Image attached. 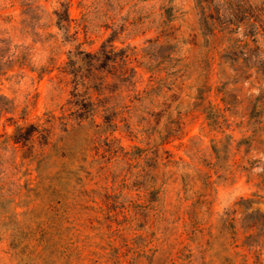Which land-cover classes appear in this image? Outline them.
I'll return each mask as SVG.
<instances>
[{"label":"rangeland","instance_id":"374dc122","mask_svg":"<svg viewBox=\"0 0 264 264\" xmlns=\"http://www.w3.org/2000/svg\"><path fill=\"white\" fill-rule=\"evenodd\" d=\"M0 61V264H264V0H0Z\"/></svg>","mask_w":264,"mask_h":264},{"label":"trees","instance_id":"16d2710c","mask_svg":"<svg viewBox=\"0 0 264 264\" xmlns=\"http://www.w3.org/2000/svg\"><path fill=\"white\" fill-rule=\"evenodd\" d=\"M11 66L12 65L8 61L5 62L0 61V70L7 69ZM0 100L7 101V99L3 96H0ZM6 113H8L7 109H5L4 107H0V118ZM9 121L11 122L9 126H12L13 129L10 134L4 133L5 138L11 140L15 144L21 145L22 147L25 148L24 150H26L27 144L31 143L32 145L34 142L33 139L34 131L32 130L34 127L32 125L26 127L21 126L20 124L17 123V121L12 120L11 118H9ZM29 150H30V155L28 157L29 158L28 160L30 161V163H35L37 167H39L44 160L45 151L43 147L41 148L40 151L31 150V149Z\"/></svg>","mask_w":264,"mask_h":264}]
</instances>
